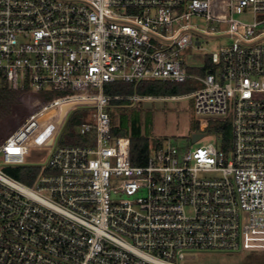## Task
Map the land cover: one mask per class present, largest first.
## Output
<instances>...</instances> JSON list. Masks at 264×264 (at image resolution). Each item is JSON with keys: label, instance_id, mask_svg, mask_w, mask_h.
I'll list each match as a JSON object with an SVG mask.
<instances>
[{"label": "built area", "instance_id": "1", "mask_svg": "<svg viewBox=\"0 0 264 264\" xmlns=\"http://www.w3.org/2000/svg\"><path fill=\"white\" fill-rule=\"evenodd\" d=\"M221 23L231 41L211 52L217 69L191 74L193 35ZM189 78L203 82L190 94L196 142L229 123L230 147L150 144L147 162L133 163L112 102L154 96L105 85ZM4 83L76 93L0 144V264H186L198 251L264 249V0H0ZM74 104L88 109L82 140L44 144L34 185L3 169L26 162L27 124L65 105L58 135Z\"/></svg>", "mask_w": 264, "mask_h": 264}, {"label": "rangeland", "instance_id": "2", "mask_svg": "<svg viewBox=\"0 0 264 264\" xmlns=\"http://www.w3.org/2000/svg\"><path fill=\"white\" fill-rule=\"evenodd\" d=\"M201 27L206 28L207 24L199 20ZM229 24L221 23L214 29L204 34L193 35V44L200 40L201 48L192 49V54L197 55V59L190 57L189 63H200L203 66L193 69V75L204 76L209 70L217 69V64L211 60V52L218 49L222 44L229 43L231 38L228 34ZM186 55V51L184 52ZM187 66V65H186ZM146 84V83H145ZM168 94H154L153 99H142L141 101L131 102L130 109L121 113L115 112L116 126L122 114L129 122L131 127L132 120L138 119L141 132L149 139L151 145L158 143L167 145L174 144L182 148L196 147L208 142H213L218 148L230 147L231 133L229 123H220L217 127L212 123L211 127L205 130L207 134L198 142L192 141V133L200 130L198 121L194 115V100L189 94L198 87L203 86V82L196 78H189L187 82H168ZM52 91V90H51ZM172 91V93H171ZM73 91H57L58 97H63ZM139 93V92H138ZM173 95L178 97L173 98ZM78 108V104L73 105ZM60 107V106H59ZM46 113H40L38 118H43ZM61 117V116H60ZM63 128V126H62ZM32 126L28 125L21 135L31 132ZM68 130L64 127L59 133L58 139H63ZM118 136V135H116ZM5 140H0V144ZM150 145V146H151ZM30 152L26 155V162L21 165H2L3 169L13 177L26 184L34 185L37 177L45 173L44 166L48 159V147L40 142H35L29 146ZM32 179V180H31ZM186 264H264V249L243 248L240 250H205L194 253L193 258L188 259Z\"/></svg>", "mask_w": 264, "mask_h": 264}, {"label": "trees", "instance_id": "3", "mask_svg": "<svg viewBox=\"0 0 264 264\" xmlns=\"http://www.w3.org/2000/svg\"><path fill=\"white\" fill-rule=\"evenodd\" d=\"M169 81L151 80L140 82L138 85L130 82H112L105 85V92L109 94L127 95L135 92L141 94H161L169 93ZM187 82V81H186ZM146 83V84H145ZM184 83V82H178ZM172 93V91H171ZM57 91H34L26 87L23 89H12L7 84L0 86V140H6L17 129H19L34 113H36L45 104L57 99ZM111 110L113 123L115 127L113 134L118 136H128L131 142V159L135 164H144L150 152L149 139L141 132L138 119H133L131 127L128 120L122 114L119 119V125L116 126L115 112L121 110V113L130 109L131 102L128 100H114ZM65 105L58 107L55 114L46 113L43 118L38 116L28 125L32 126L31 132L22 135L19 140L27 143L40 142L41 144L51 143L56 140L57 129L62 121ZM116 110V111H115ZM88 109L78 107L72 110L64 122V127L68 130L63 139H58L59 143L73 144L78 143L82 138L76 133V126L85 121ZM61 117H58V116ZM27 125V126H28ZM63 127V128H64ZM27 128V127H26ZM62 128V130H63ZM160 145V143H159ZM32 180V179H31Z\"/></svg>", "mask_w": 264, "mask_h": 264}, {"label": "crops", "instance_id": "4", "mask_svg": "<svg viewBox=\"0 0 264 264\" xmlns=\"http://www.w3.org/2000/svg\"><path fill=\"white\" fill-rule=\"evenodd\" d=\"M190 57H193V58H195V60H198L197 58V55H195V54H191V56ZM189 56H188V58H190ZM200 66H203L202 64H198V63H189L188 62V64H187V70L191 73V72H194V70L193 69H195V68H199ZM204 67V66H203ZM189 94H191V93H189ZM152 96H155L154 94H151ZM173 96H178V95H173ZM28 125V124H27ZM59 125H60V123H59Z\"/></svg>", "mask_w": 264, "mask_h": 264}, {"label": "water", "instance_id": "5", "mask_svg": "<svg viewBox=\"0 0 264 264\" xmlns=\"http://www.w3.org/2000/svg\"><path fill=\"white\" fill-rule=\"evenodd\" d=\"M203 135H204V133H200V132H194V133H192V141L193 142H196Z\"/></svg>", "mask_w": 264, "mask_h": 264}]
</instances>
